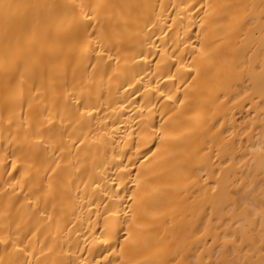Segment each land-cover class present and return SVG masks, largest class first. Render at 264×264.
I'll list each match as a JSON object with an SVG mask.
<instances>
[{
  "label": "bare ground",
  "instance_id": "obj_1",
  "mask_svg": "<svg viewBox=\"0 0 264 264\" xmlns=\"http://www.w3.org/2000/svg\"><path fill=\"white\" fill-rule=\"evenodd\" d=\"M0 264H264V0H0Z\"/></svg>",
  "mask_w": 264,
  "mask_h": 264
}]
</instances>
